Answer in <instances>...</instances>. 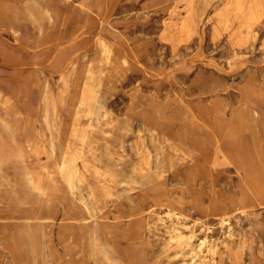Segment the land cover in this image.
<instances>
[{
	"label": "rangeland",
	"instance_id": "1",
	"mask_svg": "<svg viewBox=\"0 0 264 264\" xmlns=\"http://www.w3.org/2000/svg\"><path fill=\"white\" fill-rule=\"evenodd\" d=\"M0 61V264H264V0H0Z\"/></svg>",
	"mask_w": 264,
	"mask_h": 264
},
{
	"label": "bare ground",
	"instance_id": "2",
	"mask_svg": "<svg viewBox=\"0 0 264 264\" xmlns=\"http://www.w3.org/2000/svg\"><path fill=\"white\" fill-rule=\"evenodd\" d=\"M94 5V4H93ZM91 11V10H90ZM36 17H37V15H35ZM40 16V15H39ZM17 18V17H16ZM14 20V19H13ZM24 21V20H23ZM10 22V21H9ZM36 22H37V20H36ZM23 23V22H22ZM36 25V24H35ZM17 27H18V25H16ZM24 26V25H23ZM9 27V26H8ZM6 29V28H5ZM20 29V28H19ZM10 30H12V29H10ZM36 30V29H35ZM15 31L16 30H14L13 32H14V34H15ZM8 32V31H7ZM18 32V31H17ZM21 32H22V30H21ZM20 33V32H19ZM24 33H26V32H24ZM27 34V33H26ZM17 37V36H16ZM28 37V36H27ZM13 38H14V36H13ZM26 38V37H25ZM30 38H31V36H30ZM26 41V40H25ZM29 42V41H28ZM33 42V41H32ZM36 42V41H35ZM27 43V42H26ZM33 44V43H32ZM30 46V45H29ZM18 49V48H17ZM18 54V53H17ZM19 55V54H18ZM29 57V56H28ZM87 59H88V57H87ZM1 62V61H0ZM75 64H77V63H75ZM70 69H71V67H70ZM45 70H46V68H45ZM93 71H96V70H98V68L96 69V68H94V69H92ZM44 72V71H43ZM19 73H20V71H19ZM20 75V74H19ZM105 75L106 76H108V72H106L105 71ZM26 77V76H25ZM18 78V77H17ZM5 79V78H4ZM25 79V78H24ZM34 84V83H33ZM31 86V85H30ZM37 87V86H36ZM25 99V98H24ZM30 104V103H29ZM34 119V118H33ZM89 164V163H88ZM83 165V164H82ZM91 166V165H90ZM85 167H86V164H85ZM96 167V166H95ZM90 168V167H89ZM96 169H97V167H96ZM103 170V169H102ZM96 172V171H95ZM107 173V172H106ZM99 175V174H98ZM132 219V218H131ZM90 224V223H89ZM94 225V224H93ZM90 229V228H89ZM91 230V229H90ZM88 233V232H87ZM121 233V232H120ZM96 234V233H95ZM109 234V233H108ZM108 237V236H107ZM123 242H125V241H123ZM117 243V242H116ZM117 245H118V243H117ZM110 246V245H109ZM124 263V262H123Z\"/></svg>",
	"mask_w": 264,
	"mask_h": 264
}]
</instances>
